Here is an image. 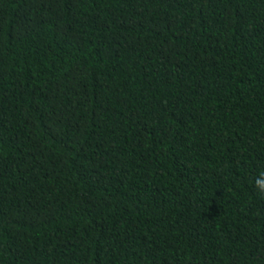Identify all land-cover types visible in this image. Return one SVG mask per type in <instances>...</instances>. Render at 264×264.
Wrapping results in <instances>:
<instances>
[{
	"label": "trees",
	"instance_id": "obj_1",
	"mask_svg": "<svg viewBox=\"0 0 264 264\" xmlns=\"http://www.w3.org/2000/svg\"><path fill=\"white\" fill-rule=\"evenodd\" d=\"M264 0H0V264H264Z\"/></svg>",
	"mask_w": 264,
	"mask_h": 264
},
{
	"label": "clouds",
	"instance_id": "obj_2",
	"mask_svg": "<svg viewBox=\"0 0 264 264\" xmlns=\"http://www.w3.org/2000/svg\"><path fill=\"white\" fill-rule=\"evenodd\" d=\"M255 187L260 193H264V172L256 179Z\"/></svg>",
	"mask_w": 264,
	"mask_h": 264
}]
</instances>
